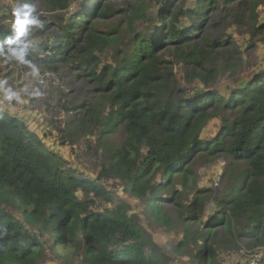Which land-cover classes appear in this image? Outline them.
I'll return each mask as SVG.
<instances>
[{
    "label": "trees",
    "instance_id": "obj_1",
    "mask_svg": "<svg viewBox=\"0 0 264 264\" xmlns=\"http://www.w3.org/2000/svg\"><path fill=\"white\" fill-rule=\"evenodd\" d=\"M43 1L59 13L50 23L58 34L41 40L50 26L39 25L31 37L29 21H16L10 8L8 21L0 19L2 59L22 51L50 71L82 72L99 101L88 103L78 128L99 127L104 134L121 127L123 138L105 148L104 176L90 178L65 166L57 148L46 147L21 117L0 110V264H37L43 251L2 202H14L25 222L49 229L56 246L79 251L81 264H169L124 205L94 210L95 200L114 199L98 180H118L126 193L148 197L156 212L159 201L180 204L185 190H193L189 222L192 207L202 216L214 194L196 184L199 158L226 159L227 189L201 221L203 232L191 237L186 226L178 247L200 236L195 262L213 264L216 246L242 240L264 246V68L218 88V75L234 69L241 52L235 38L212 28V14L222 11L246 47L256 46L264 38V0H81L70 12L74 0ZM176 64L188 84H200L198 92L179 89ZM213 119L219 120L216 134L203 136ZM159 173L163 181H156Z\"/></svg>",
    "mask_w": 264,
    "mask_h": 264
},
{
    "label": "rangeland",
    "instance_id": "obj_2",
    "mask_svg": "<svg viewBox=\"0 0 264 264\" xmlns=\"http://www.w3.org/2000/svg\"><path fill=\"white\" fill-rule=\"evenodd\" d=\"M80 3L81 0H74L65 11L77 9ZM10 8L17 11L16 21L19 19L29 21L28 32L31 37L38 33L39 25L45 28V25L50 26L51 22H58L56 16L59 13L49 11V6L43 0H0V19H8ZM259 11L260 19L264 21V8H260ZM40 18L43 19V24H40ZM212 22L214 24L212 31L217 36L229 35L235 38L241 52L235 61L236 67L218 75L215 83L218 88L235 83L240 78L245 79L264 68V38L257 41L256 46L247 48L245 44L247 39L235 34L224 12L212 14ZM43 31L39 33L41 40H45L46 34L54 33V36L58 34L56 25ZM38 39L39 37L30 41V45L36 43ZM24 55L27 53L22 51H14V58L8 55V58L2 59L4 56L0 55V110L21 117L27 128L46 147L57 148L58 154L68 162L64 165L73 167L76 174L90 178L104 176L105 172H101L102 154L106 147L121 143L123 138L121 127L112 133L104 134L99 127L78 128L80 125L78 120L81 113L86 111L88 103L96 102L97 99L99 101L96 91L88 83V78L83 77L82 72L71 71L67 67H62L57 72L50 71L46 66L39 64L31 54V59ZM103 58H109V54H105ZM174 70L179 89L189 87L191 91H195L199 88L200 84H188L184 80L181 64H176ZM36 75L43 77L42 84H35ZM191 91L189 93H192ZM101 108L105 111L107 108L105 103ZM218 128L219 120H211L203 131V136L212 137ZM225 163L224 158L214 161L199 158L195 162L196 184L212 188L214 194L207 201L206 213L202 216L198 215L194 206L192 207L195 214L192 221L185 222L184 219L187 217V205L192 200L193 190L187 189L185 193L183 192L180 204H176L175 201H159L157 204L159 211L156 212L147 202L148 197L139 199L126 193L119 181L112 178H101L98 181L103 182L106 188L114 193L113 201L104 203L102 200H95L94 210L117 209L118 206L124 205L130 214L138 218L145 231L144 235L154 243L158 252L168 255L169 264H196L194 254L202 242L200 236L194 241L187 242L183 247H178V244L184 238L186 226H189L191 237H194L197 231L199 234L203 232L201 221L207 219L214 211L216 198L227 189V183L222 176ZM161 179L163 181L164 178L159 173L156 181ZM13 203L2 202L7 211L24 224L25 230L36 236L43 245L42 258L37 264H81L79 251H74L72 247L64 249L58 243L56 246L50 230L25 222L20 210L12 206ZM247 242L248 240H242L229 248L216 246L213 264H247L252 255H260L263 252L264 246L250 248Z\"/></svg>",
    "mask_w": 264,
    "mask_h": 264
},
{
    "label": "built area",
    "instance_id": "obj_3",
    "mask_svg": "<svg viewBox=\"0 0 264 264\" xmlns=\"http://www.w3.org/2000/svg\"><path fill=\"white\" fill-rule=\"evenodd\" d=\"M43 81L44 79L40 75L34 77L35 84H42ZM247 264H264V248L260 255H252Z\"/></svg>",
    "mask_w": 264,
    "mask_h": 264
},
{
    "label": "clouds",
    "instance_id": "obj_4",
    "mask_svg": "<svg viewBox=\"0 0 264 264\" xmlns=\"http://www.w3.org/2000/svg\"><path fill=\"white\" fill-rule=\"evenodd\" d=\"M24 20V19H23Z\"/></svg>",
    "mask_w": 264,
    "mask_h": 264
}]
</instances>
